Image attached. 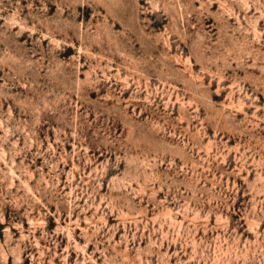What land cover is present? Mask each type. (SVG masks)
<instances>
[{
	"label": "rangeland",
	"instance_id": "1",
	"mask_svg": "<svg viewBox=\"0 0 264 264\" xmlns=\"http://www.w3.org/2000/svg\"><path fill=\"white\" fill-rule=\"evenodd\" d=\"M0 264H264V0H0Z\"/></svg>",
	"mask_w": 264,
	"mask_h": 264
}]
</instances>
